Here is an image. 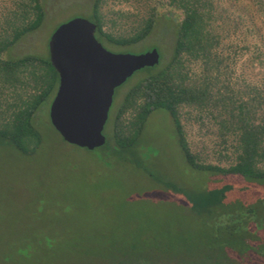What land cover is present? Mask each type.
Segmentation results:
<instances>
[{
  "label": "rangeland",
  "instance_id": "obj_1",
  "mask_svg": "<svg viewBox=\"0 0 264 264\" xmlns=\"http://www.w3.org/2000/svg\"><path fill=\"white\" fill-rule=\"evenodd\" d=\"M91 2L46 0L43 26L14 53L47 54L58 25L91 19ZM152 3L107 1L102 12L114 36H127ZM166 23L131 45L101 42L125 53L156 44L163 64L173 43ZM237 73L261 79L246 67ZM141 76L135 72L115 88L103 148L64 141L49 121L51 97L36 117L41 142L33 153L0 140V264H264V182L191 168L162 109L148 115L130 149L113 147L118 108ZM181 114L196 159L227 167L231 143H222L217 127L193 108L184 107Z\"/></svg>",
  "mask_w": 264,
  "mask_h": 264
},
{
  "label": "trees",
  "instance_id": "obj_2",
  "mask_svg": "<svg viewBox=\"0 0 264 264\" xmlns=\"http://www.w3.org/2000/svg\"><path fill=\"white\" fill-rule=\"evenodd\" d=\"M107 1L129 0H92L88 14L94 34L106 45L134 44L160 22L173 33L169 58L161 64L163 53L152 44L159 63L136 71L142 76L126 91L113 121V147L130 149L148 115L162 109L191 168L264 182V0H146L153 3L127 36L109 30L102 12ZM45 2L0 0V140L24 154L41 142L36 117L52 100L58 74L48 53L17 55L14 49L43 26ZM242 67L256 70L261 79L237 73ZM184 107L212 122L222 143H231L233 160L227 167L196 159L181 121Z\"/></svg>",
  "mask_w": 264,
  "mask_h": 264
},
{
  "label": "water",
  "instance_id": "obj_3",
  "mask_svg": "<svg viewBox=\"0 0 264 264\" xmlns=\"http://www.w3.org/2000/svg\"><path fill=\"white\" fill-rule=\"evenodd\" d=\"M95 27L75 17L58 25L48 39L49 61L58 74L50 123L64 141L89 150L105 143L103 129L115 88L137 70L159 63L157 48L107 50L95 37Z\"/></svg>",
  "mask_w": 264,
  "mask_h": 264
}]
</instances>
